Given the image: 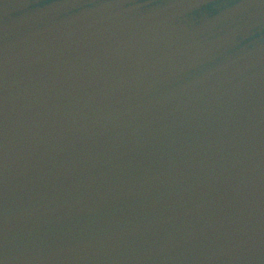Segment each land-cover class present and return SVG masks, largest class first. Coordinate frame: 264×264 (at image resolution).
<instances>
[{"label": "water", "instance_id": "obj_1", "mask_svg": "<svg viewBox=\"0 0 264 264\" xmlns=\"http://www.w3.org/2000/svg\"><path fill=\"white\" fill-rule=\"evenodd\" d=\"M0 264H264V0H0Z\"/></svg>", "mask_w": 264, "mask_h": 264}]
</instances>
